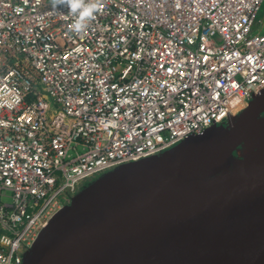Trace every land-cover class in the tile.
<instances>
[{
  "label": "built area",
  "instance_id": "1",
  "mask_svg": "<svg viewBox=\"0 0 264 264\" xmlns=\"http://www.w3.org/2000/svg\"><path fill=\"white\" fill-rule=\"evenodd\" d=\"M264 0H0V264L85 187L229 124L264 91Z\"/></svg>",
  "mask_w": 264,
  "mask_h": 264
},
{
  "label": "water",
  "instance_id": "2",
  "mask_svg": "<svg viewBox=\"0 0 264 264\" xmlns=\"http://www.w3.org/2000/svg\"><path fill=\"white\" fill-rule=\"evenodd\" d=\"M264 91L229 124L85 187L41 231L23 264H264Z\"/></svg>",
  "mask_w": 264,
  "mask_h": 264
},
{
  "label": "clouds",
  "instance_id": "3",
  "mask_svg": "<svg viewBox=\"0 0 264 264\" xmlns=\"http://www.w3.org/2000/svg\"><path fill=\"white\" fill-rule=\"evenodd\" d=\"M53 8H67L76 19L71 30L76 34L85 32L89 23L100 10V0H52Z\"/></svg>",
  "mask_w": 264,
  "mask_h": 264
},
{
  "label": "bare ground",
  "instance_id": "4",
  "mask_svg": "<svg viewBox=\"0 0 264 264\" xmlns=\"http://www.w3.org/2000/svg\"><path fill=\"white\" fill-rule=\"evenodd\" d=\"M263 133H264V125L253 129V124H252V127L248 130L245 136V140L238 151V155L244 158L245 160L250 159V157L256 151L258 141Z\"/></svg>",
  "mask_w": 264,
  "mask_h": 264
},
{
  "label": "rangeland",
  "instance_id": "5",
  "mask_svg": "<svg viewBox=\"0 0 264 264\" xmlns=\"http://www.w3.org/2000/svg\"><path fill=\"white\" fill-rule=\"evenodd\" d=\"M259 16H260V18L264 19V3L262 5V8H261Z\"/></svg>",
  "mask_w": 264,
  "mask_h": 264
}]
</instances>
